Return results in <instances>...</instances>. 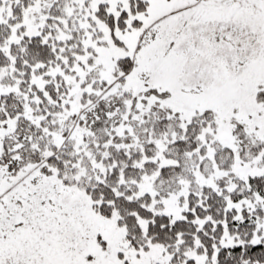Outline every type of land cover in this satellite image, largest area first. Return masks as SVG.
Returning <instances> with one entry per match:
<instances>
[{
  "label": "snow or ice",
  "instance_id": "6c2138e0",
  "mask_svg": "<svg viewBox=\"0 0 264 264\" xmlns=\"http://www.w3.org/2000/svg\"><path fill=\"white\" fill-rule=\"evenodd\" d=\"M0 264H264V0H0Z\"/></svg>",
  "mask_w": 264,
  "mask_h": 264
}]
</instances>
